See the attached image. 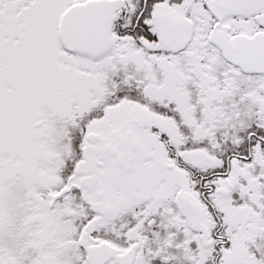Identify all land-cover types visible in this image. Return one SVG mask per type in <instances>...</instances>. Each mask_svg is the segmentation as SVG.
<instances>
[{"label":"snow or ice","instance_id":"1","mask_svg":"<svg viewBox=\"0 0 264 264\" xmlns=\"http://www.w3.org/2000/svg\"><path fill=\"white\" fill-rule=\"evenodd\" d=\"M0 264H264V0H0Z\"/></svg>","mask_w":264,"mask_h":264}]
</instances>
